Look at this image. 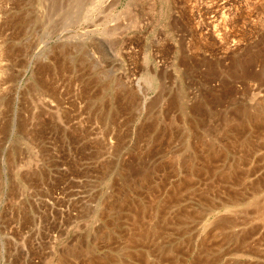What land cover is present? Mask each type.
Masks as SVG:
<instances>
[{"label": "rangeland", "instance_id": "obj_1", "mask_svg": "<svg viewBox=\"0 0 264 264\" xmlns=\"http://www.w3.org/2000/svg\"><path fill=\"white\" fill-rule=\"evenodd\" d=\"M262 73L264 0H0V264H264Z\"/></svg>", "mask_w": 264, "mask_h": 264}, {"label": "bare ground", "instance_id": "obj_2", "mask_svg": "<svg viewBox=\"0 0 264 264\" xmlns=\"http://www.w3.org/2000/svg\"><path fill=\"white\" fill-rule=\"evenodd\" d=\"M262 74H264V73H262ZM251 109V108H250ZM261 109H263V108H261ZM252 110V109H251ZM253 112V111H252ZM255 112V111H254ZM253 115H254V113H252ZM257 114H258V112H257ZM260 116V115H259ZM244 117V116H243ZM242 118V117H241ZM243 119V118H242ZM227 132V131H226ZM229 132H230V130H229ZM228 134V133H227ZM226 135V133L224 134V136ZM228 138V137H227ZM236 139V138H235ZM229 140V139H228ZM203 141V140H202ZM201 142V141H200ZM207 146V145H206ZM205 147V146H204ZM203 149V148H202ZM204 150V149H203ZM206 150V149H205ZM212 150V149H211ZM254 151V150H253ZM211 153V152H210ZM212 154H213V152H212ZM207 156V155H206ZM212 156V155H211ZM209 157V156H208ZM212 158V157H211ZM233 168V167H232ZM227 199H230L231 200V196H230V198H227ZM262 211V210H261ZM259 212V211H258Z\"/></svg>", "mask_w": 264, "mask_h": 264}]
</instances>
